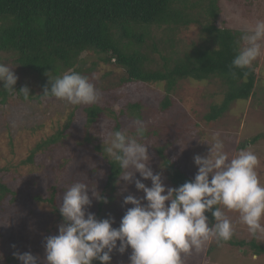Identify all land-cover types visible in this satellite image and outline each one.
Masks as SVG:
<instances>
[{"label": "rangeland", "instance_id": "1", "mask_svg": "<svg viewBox=\"0 0 264 264\" xmlns=\"http://www.w3.org/2000/svg\"><path fill=\"white\" fill-rule=\"evenodd\" d=\"M218 6V16L213 18V23L219 27L243 33L246 27L264 20V0H218ZM196 14L198 24L178 27L175 33L165 28L155 30L158 36L163 30L175 37V56L182 57L194 47L209 43L201 26L212 22L210 16L206 11H196ZM260 43L261 55L252 64L257 67L254 93L248 100H236L224 115L212 121H208L206 115L213 104L222 103L225 97V85L218 77L196 80L200 82L197 85H193L194 79L180 80L176 89L169 93L172 105L164 110L161 108L166 96L164 82L136 81L120 88L117 83L125 74L123 69L102 64L93 55L87 58L86 68L92 66L93 61L98 62L88 79L98 91L99 100L94 104L73 105L44 95V88L35 76L21 72L17 64L3 55L2 64L12 68L18 79H23L21 85L29 89L31 98H22L14 92L5 102H0V181L12 191L0 201V254L3 256L0 264H21L13 255L15 252H31L39 257L38 264H45L44 242L46 237L59 234V225L64 222L59 207L64 192L76 182L89 185L93 202L88 211L98 219L114 217L113 227L120 226L127 208L134 207L124 205V191L140 198L145 194L136 189L135 179H141L149 187L152 182L139 172L135 173L132 183L119 176L114 194L109 193L110 190L105 193L107 203L100 206V200L92 197L93 188L102 193L110 167L108 158L94 150L95 144L107 143L109 133L115 132L117 123H120L121 131L148 146V166L161 175L167 187L176 186L166 160L194 180L198 172L194 156L209 155L216 133H219L223 151L229 159L241 150L257 156L256 172L264 184V136L253 142V137L264 135V41ZM136 102L141 104L139 118L131 115L127 108ZM95 104L106 109L97 122L89 124L86 108ZM71 113L74 118L61 141L48 149L38 150V144L64 128ZM136 121L143 122V136L137 135ZM89 135L95 140L89 141ZM161 148L164 149L163 156L160 155ZM32 153L34 156L30 161ZM53 188L57 190L58 209L45 200ZM219 207L233 224L234 234L230 240H246L247 244L234 246L213 238L199 251L193 248L188 253H181V264H264V253L255 254L251 246L254 239L264 247V234L253 235L241 222L239 212L223 205ZM261 222L264 224V220ZM131 253L130 246L123 254L114 250L111 264H130Z\"/></svg>", "mask_w": 264, "mask_h": 264}, {"label": "trees", "instance_id": "2", "mask_svg": "<svg viewBox=\"0 0 264 264\" xmlns=\"http://www.w3.org/2000/svg\"><path fill=\"white\" fill-rule=\"evenodd\" d=\"M196 11H206L210 16L212 22L201 26L209 43L194 47L182 57L175 56V37L163 30L159 36L154 32L165 28L175 33L178 27L198 24ZM218 12V0H0V63L6 55L21 72L35 76L45 90L50 87V79L65 73L76 72L88 78L98 62L93 61L92 66L86 68L87 58L96 56L102 64L123 69L125 74L117 83L120 88L136 81L164 82L166 96L161 102L164 110L172 105L169 93L176 89L180 80L202 81L218 77L225 85V97L222 103L213 104L206 115V119L212 121L224 115L236 100L248 99L257 82L256 66L232 67L238 50L237 41H241L243 33L214 24L213 18ZM22 81L19 77L14 91L5 89L0 82V102H5L14 92L25 98L19 91L24 87ZM127 108L135 118L140 117L139 102L130 103ZM105 109L96 104L87 107L88 123L97 122ZM73 118L71 113L64 128L38 144L37 149H48L61 141ZM117 130H120V123L115 127ZM262 136L253 137V142ZM87 139L95 140L90 135ZM106 147L107 143L101 141L94 147L96 152L108 158L110 166L102 188L103 196L107 190L114 194L115 181L122 175L119 165L108 157ZM159 151L163 156L164 149ZM33 156L34 153L29 157L30 161ZM165 164L176 187L193 180L169 160ZM11 192L0 181V201ZM126 192L123 198L128 195ZM57 199L56 188L45 198L55 209H58ZM103 204L100 201L99 205ZM205 214L213 224L212 213ZM222 242L234 246L247 244L246 240ZM251 246L255 254L264 253V247L254 239ZM93 264L101 262L94 260Z\"/></svg>", "mask_w": 264, "mask_h": 264}, {"label": "clouds", "instance_id": "3", "mask_svg": "<svg viewBox=\"0 0 264 264\" xmlns=\"http://www.w3.org/2000/svg\"><path fill=\"white\" fill-rule=\"evenodd\" d=\"M241 41L243 46H240ZM241 41H237L238 50L232 67L251 68L261 55L264 20L246 27ZM17 80L18 76L12 68L0 63V82H3L4 88L16 90ZM192 83L197 85L200 82L193 80ZM19 91L25 99L30 95L27 87ZM43 94L73 105L94 104L99 100L94 84L76 72L50 79V87H46ZM136 125L137 135L143 136V122L136 121ZM212 139L207 157L194 156V163L198 165L194 180L179 187H167L161 175L148 166L147 145L125 131L109 133L105 151L110 160L119 165L122 172L120 179L132 183L135 173L139 172L144 179L151 180V187L141 179H135L136 189L142 190L145 195L140 198L131 194L124 197V205L134 207L127 208L120 226L116 228L113 227L114 217L98 219L88 211L93 202L89 185L83 182L72 184L64 192L59 207L64 221L59 225V234L46 237L44 242L45 264H93L94 260L111 264L113 251L123 254L129 246L132 249L130 264H181V253H188L193 248L199 251L213 238L223 241L232 238L233 224L218 205L239 212L241 222L253 235L264 234L261 222L264 220V184H261L256 172L257 156L251 151L241 150L229 159L223 151L219 133L214 134ZM91 195L108 202L107 197L95 188ZM206 212H211L215 218L211 226ZM13 255L21 264H38L39 261V257L31 252H15Z\"/></svg>", "mask_w": 264, "mask_h": 264}]
</instances>
